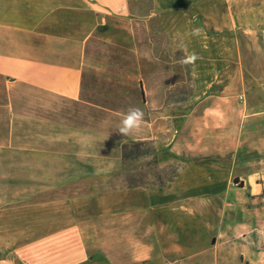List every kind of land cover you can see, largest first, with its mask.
<instances>
[{"label": "crops", "instance_id": "obj_1", "mask_svg": "<svg viewBox=\"0 0 264 264\" xmlns=\"http://www.w3.org/2000/svg\"><path fill=\"white\" fill-rule=\"evenodd\" d=\"M149 1L139 19L131 0H0V76L75 103L93 106L83 100L89 43L135 51L139 20L153 19L172 52L200 57L189 65L192 92L185 102L157 104L138 131L125 137L116 131L113 141L150 142L157 168L175 166L177 175L163 188L108 189L38 208L0 209L6 217L0 264H227L223 247L242 244L239 237L248 242L245 231L263 232L262 185L249 179L239 187L250 194L240 207L235 185L239 163L257 162L254 154L264 152V131L247 125L253 115L239 117L237 42L254 12L246 8L257 2L260 12L264 0ZM194 28L199 36L191 35ZM52 118L38 116V128L50 131ZM13 216L22 217L19 227L5 224ZM94 233L97 241L89 239ZM18 235L24 238L13 240ZM251 254L244 264H264L263 252Z\"/></svg>", "mask_w": 264, "mask_h": 264}, {"label": "rangeland", "instance_id": "obj_2", "mask_svg": "<svg viewBox=\"0 0 264 264\" xmlns=\"http://www.w3.org/2000/svg\"><path fill=\"white\" fill-rule=\"evenodd\" d=\"M252 4L253 7L246 8L254 11L246 17L247 25L237 31L238 65L243 79L238 109L242 119L253 115V123L248 120L247 125L260 126L264 131V2L260 12L254 7L258 3ZM150 7L149 0H131V12L139 19ZM135 27V51L97 41L89 43L84 61L83 100L93 106L48 95L0 76V209L38 208L41 204L137 184L151 188L160 180L169 179L174 169L157 168L150 142L113 143L118 141L116 129L129 107L141 108L145 121L149 110L157 104L183 103L192 92L189 65L182 64V56L171 51L155 21L139 20ZM38 116L53 117L49 121L53 128L39 129ZM82 130L88 131L87 137L69 133ZM254 155L260 157L257 162L239 163L240 175L235 185L239 207L248 206L245 201L250 194L239 187L249 179H256L264 192V152ZM242 213L238 212L239 221L244 218ZM36 217L31 215V219ZM10 218L5 224L21 225V216ZM19 235L13 240L24 238ZM96 235L89 239L97 241L100 237ZM243 235L248 242L239 237L242 244L231 243L222 248L227 264H244L253 257L251 253L264 254V230L245 231ZM259 260L264 262V256Z\"/></svg>", "mask_w": 264, "mask_h": 264}, {"label": "clouds", "instance_id": "obj_3", "mask_svg": "<svg viewBox=\"0 0 264 264\" xmlns=\"http://www.w3.org/2000/svg\"><path fill=\"white\" fill-rule=\"evenodd\" d=\"M201 34V29L194 28L192 29V36H199ZM200 59L199 55L195 52L187 54L182 57L181 63L184 65H195L196 61ZM145 114L143 110L139 107H129L126 113L123 115L121 119L120 125L116 129L119 134L122 136H128L133 132L138 131L144 121Z\"/></svg>", "mask_w": 264, "mask_h": 264}, {"label": "trees", "instance_id": "obj_4", "mask_svg": "<svg viewBox=\"0 0 264 264\" xmlns=\"http://www.w3.org/2000/svg\"><path fill=\"white\" fill-rule=\"evenodd\" d=\"M123 148L124 149H128V146L127 145H124L123 146ZM152 151L154 152V156H155V164H156V152H155V149H154V146H153V144H152ZM123 155H124V157H126V155L124 154V152H123ZM157 166V165H156ZM169 168V167H168ZM168 168H166V169H168ZM171 168H173L174 169V171L172 172V174H171V176L169 177V179L166 181V182H162L161 180H160V178H158V180H160L159 181V184L158 185H156V186H154V187H152V188H163V187H165L166 185H167V183L168 182H170L176 175H177V172H178V168L177 167H175V166H172ZM236 180V179H235ZM135 186H143V187H145V185H143V184H137V185H134V187Z\"/></svg>", "mask_w": 264, "mask_h": 264}, {"label": "built area", "instance_id": "obj_5", "mask_svg": "<svg viewBox=\"0 0 264 264\" xmlns=\"http://www.w3.org/2000/svg\"><path fill=\"white\" fill-rule=\"evenodd\" d=\"M243 97H241V99H242Z\"/></svg>", "mask_w": 264, "mask_h": 264}]
</instances>
